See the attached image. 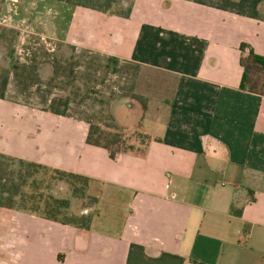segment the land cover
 <instances>
[{
    "label": "crops",
    "instance_id": "1",
    "mask_svg": "<svg viewBox=\"0 0 264 264\" xmlns=\"http://www.w3.org/2000/svg\"><path fill=\"white\" fill-rule=\"evenodd\" d=\"M38 2L0 152L89 176L97 202L89 229L0 207V264H264V0ZM92 124L128 149L87 143Z\"/></svg>",
    "mask_w": 264,
    "mask_h": 264
},
{
    "label": "trees",
    "instance_id": "2",
    "mask_svg": "<svg viewBox=\"0 0 264 264\" xmlns=\"http://www.w3.org/2000/svg\"><path fill=\"white\" fill-rule=\"evenodd\" d=\"M91 9L110 12L128 17L132 11L133 0H59ZM122 5L120 12L113 9ZM19 31L8 27L0 21V40L9 38L8 58L11 63L7 67L0 65V99L6 97L11 77V64L17 49L12 44L18 38ZM10 34V35H9ZM11 35L13 38H11ZM253 60L264 70V56L252 53ZM116 70V68H115ZM244 86V81H243ZM87 143L105 148L112 158L128 149L125 134L110 131L92 124L87 136ZM92 179L89 176L50 167L35 161L23 160L0 152V207L18 209L36 213L44 218L71 224L80 228H90L92 215L86 208L97 202V198L89 194ZM64 182L69 186L67 196H55L53 185ZM89 200V203L86 204ZM86 202V203H85Z\"/></svg>",
    "mask_w": 264,
    "mask_h": 264
},
{
    "label": "rangeland",
    "instance_id": "3",
    "mask_svg": "<svg viewBox=\"0 0 264 264\" xmlns=\"http://www.w3.org/2000/svg\"><path fill=\"white\" fill-rule=\"evenodd\" d=\"M125 1L131 2V0H125ZM121 7L122 5L118 4L117 6L114 7L113 11L120 12ZM38 8H40V3L38 2V0H0V21L4 23L5 25H7L8 27L15 28L20 32L18 35V38L16 40L14 38L11 46L13 44H16L15 45L16 49H18L19 45L22 46L19 40L20 39L19 37L21 35V29L19 27L26 24L30 20L29 18L24 17V16L29 15L31 11H34L35 9H38ZM11 38H13L12 35H11ZM9 50H10L9 38L6 37V38L1 39L0 40V65L4 67H7L11 63L10 59L8 58ZM12 61H13V58H12ZM254 77H256V80H255L256 82L253 85H255L257 88L259 87V89L260 88L262 89V87L264 88L263 76L255 75ZM140 108H141L140 105H135V108L133 106V109H131L130 113H131V119L133 121H135V117H137L136 120L140 119V116H141ZM141 137L142 136L138 134V132L136 131H133L131 134V139L135 141H137ZM129 142H133V141H129ZM144 142L145 141H140L141 144H144ZM134 145L135 147L137 146L136 144ZM126 146H129V145L127 144ZM90 186H91V183H90ZM51 191L55 196H67L70 189H69V186H67L64 182H58L53 185V188ZM86 202L85 203L88 204L89 200Z\"/></svg>",
    "mask_w": 264,
    "mask_h": 264
}]
</instances>
